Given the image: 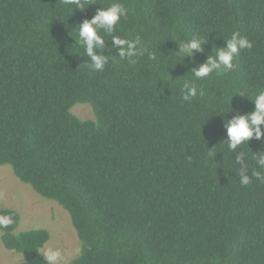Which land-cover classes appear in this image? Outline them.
Instances as JSON below:
<instances>
[{
  "label": "trees",
  "instance_id": "1",
  "mask_svg": "<svg viewBox=\"0 0 264 264\" xmlns=\"http://www.w3.org/2000/svg\"><path fill=\"white\" fill-rule=\"evenodd\" d=\"M116 2L128 14L112 35L143 55L120 60L101 30L95 54L108 63L90 72L77 30ZM235 32L252 49L197 80ZM192 38L203 51L183 56ZM184 81L205 94L184 102ZM260 90L264 0H0V167L69 213L81 242L69 264H264V183L252 174L264 138L231 152L225 126L254 112ZM78 104L97 120L79 119ZM0 215L13 218L0 233L19 264H46L50 233L16 234L19 213Z\"/></svg>",
  "mask_w": 264,
  "mask_h": 264
},
{
  "label": "clouds",
  "instance_id": "2",
  "mask_svg": "<svg viewBox=\"0 0 264 264\" xmlns=\"http://www.w3.org/2000/svg\"><path fill=\"white\" fill-rule=\"evenodd\" d=\"M71 2V0H69ZM83 7V4H80ZM128 9L121 3H112L107 8L98 10L97 14L91 20H85L81 27L77 30L79 46H83L85 54L90 58V63H86L85 66L90 72H102L108 63V58L103 55H96V46L104 45V38L99 34L101 30L104 33L112 35L116 29V26L122 17H126ZM112 41L114 45L119 49L120 60H123L125 54L130 57H138L143 53H136L133 51L135 43L130 39L121 38L116 35H112ZM203 41L198 39H188L187 43L180 45V52L183 56L193 57L196 51H203ZM227 47L215 50V55L210 56L208 61L195 70V78L197 80H203L209 77L213 72L217 74H223L233 69V59L239 56L240 51L243 49L251 50L253 47L252 42L244 36H241L239 32L231 34V38L226 41ZM179 56V55H178ZM151 59H156L155 55H150ZM136 61L133 59L129 63L134 64ZM205 93L202 89L198 88L196 84L188 85L187 81L183 82V96L182 100L186 103H190L193 98L197 96H203ZM241 94V92H239ZM256 107L254 112L248 115H238L229 122H226V128L228 133L227 147L232 151H236L241 145L247 144L253 139L264 138V132L261 131V125H264V90L257 92L254 98H250ZM212 151H209V155ZM246 156L244 151L237 157V163ZM255 161L259 163L261 169H264V154L254 156ZM245 171H248L245 166ZM256 180L264 183V171L254 170L252 172ZM241 176L240 185L242 187L248 186L251 181L249 177L239 173ZM13 223V218L10 215H0V228H7ZM38 253L43 256L46 264H60L62 260V252L54 247L44 245L38 250Z\"/></svg>",
  "mask_w": 264,
  "mask_h": 264
},
{
  "label": "rangeland",
  "instance_id": "3",
  "mask_svg": "<svg viewBox=\"0 0 264 264\" xmlns=\"http://www.w3.org/2000/svg\"><path fill=\"white\" fill-rule=\"evenodd\" d=\"M72 112L82 121L97 120L89 104H78ZM11 209L19 213L21 221L16 234L45 229L50 233L46 244L62 252L60 264H69L81 251V242L69 213L54 201L41 198L33 188L22 183L10 166L0 167V211ZM24 255L8 250L0 233V264H19Z\"/></svg>",
  "mask_w": 264,
  "mask_h": 264
}]
</instances>
